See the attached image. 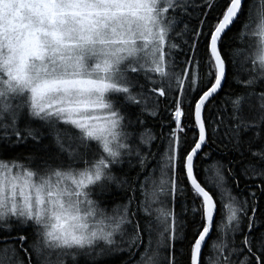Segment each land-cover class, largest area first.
<instances>
[{"label":"snow or ice","instance_id":"6c2138e0","mask_svg":"<svg viewBox=\"0 0 264 264\" xmlns=\"http://www.w3.org/2000/svg\"><path fill=\"white\" fill-rule=\"evenodd\" d=\"M258 2L0 0V153L45 136L56 149L36 161L0 154V264H75L81 255L96 264L123 252L138 253L136 264H208L213 232L212 264H264L253 190L264 195ZM194 8L190 25L183 17ZM236 25V42L248 44L226 52ZM236 57L247 78L234 76L241 91L221 97ZM142 116L161 117L159 137ZM157 139L159 176L152 169L138 181L141 198L132 187L126 202L102 207L108 185L129 183L113 167L136 159L143 172ZM212 145L229 158L205 164L199 179L196 159H210ZM189 192L179 216L177 193Z\"/></svg>","mask_w":264,"mask_h":264},{"label":"trees","instance_id":"16d2710c","mask_svg":"<svg viewBox=\"0 0 264 264\" xmlns=\"http://www.w3.org/2000/svg\"><path fill=\"white\" fill-rule=\"evenodd\" d=\"M252 0H248V3H251ZM248 3H246V8L248 7ZM259 2L257 0V3L254 5V7H258ZM198 8L192 9V18L189 19L188 16H184L183 20L185 22H188L190 25H193L196 23V16L199 13ZM243 19V17H242ZM183 27V24H178L176 31H179ZM239 27V25H236L233 27V29L228 33V35L224 38V50L227 52L230 48H243L246 47L248 44V41L246 40L244 44H238L236 42V29ZM241 59L242 57H236L235 58V66H233L231 63L228 66V84L225 85V89L223 92H221V97L225 96V93L228 91H241V85H238L234 82L233 77L239 75L241 79L247 78V73L243 71L241 68ZM250 65H245L244 67H249ZM144 82V81H142ZM145 87L147 89L148 85L146 82ZM229 85H231V88H229ZM161 110L163 111L164 104L163 101L161 102ZM230 110V109H229ZM131 118L135 120L136 115L139 114V108L133 107L131 108ZM215 109H212V114L215 115ZM142 119L145 120V127L151 128L152 131L159 137L161 132V117H157L155 119L151 117L142 116ZM138 131H143V128L140 126H137ZM165 132H167V128L163 129ZM183 135V134H181ZM193 138V133H188L187 135V141L188 143L191 142ZM188 143H185L182 145V147L187 148ZM219 143V142H218ZM222 148L223 146L220 145ZM217 145H212L210 148H204V152L212 151V157L206 161H202L199 158L196 159V172L198 173V178L202 179L204 176L203 167L205 164H211L214 159H220L222 162H227L228 156L224 155L219 150L216 149ZM164 150V144L161 140L157 139L153 145L151 151L153 153H156L154 158H150L147 162V166L143 172H141L140 164L138 160L132 159L131 164H129L128 159H125V162L121 165H117L113 167V174L121 179L127 180L129 183L125 185H121L120 187H117L116 184L108 185L103 193L99 195L97 198L99 199L101 206L106 207L108 210H111L116 205L123 204L126 202L127 197L133 195V192L131 191L132 187H135L137 189L135 195L137 198L140 197L139 192V182L142 181L145 178V175H147L148 172H150L152 169H157V171L154 173V176H159V166L158 161L161 159V153ZM55 144L52 141L51 137L45 136L39 144L29 140L25 144L16 145L10 148L8 151L0 153L4 157H13V156H22L24 158L31 157L34 161L39 160L46 152H55ZM203 155V153H201ZM140 173L139 177L137 178V174ZM133 181H137L136 183H133ZM258 183V181H256ZM253 183V182H250ZM184 187H187L186 185ZM241 187H244L243 180L241 181ZM253 190L256 191L257 196L259 197V211H264V195H261L259 190H256L253 183ZM187 200V203L189 205V208L191 206V194L190 192L187 194V196H182L179 193H177L176 196V203H175V211L179 216H183L182 211V204ZM219 221V217H217ZM190 231V229H189ZM218 233L213 232L211 234V239H209L208 244L209 247L205 248V254L209 258L208 264H212V257H214V253L211 252L210 246L214 241H217ZM177 248L184 249L186 248V243L184 245L177 244ZM142 251V249H141ZM163 254V253H162ZM139 259V254L135 257L130 256L129 253L123 252V253H115L113 255L102 257L96 261V264H136V261ZM67 264H73L72 260H67ZM75 264H92V260L89 258H86L85 256L81 255L79 259L75 262Z\"/></svg>","mask_w":264,"mask_h":264},{"label":"rangeland","instance_id":"374dc122","mask_svg":"<svg viewBox=\"0 0 264 264\" xmlns=\"http://www.w3.org/2000/svg\"><path fill=\"white\" fill-rule=\"evenodd\" d=\"M67 260H71V258H68Z\"/></svg>","mask_w":264,"mask_h":264}]
</instances>
